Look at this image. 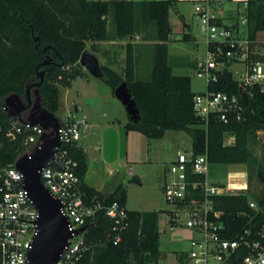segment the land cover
Returning <instances> with one entry per match:
<instances>
[{"label": "trees", "instance_id": "1", "mask_svg": "<svg viewBox=\"0 0 264 264\" xmlns=\"http://www.w3.org/2000/svg\"><path fill=\"white\" fill-rule=\"evenodd\" d=\"M246 3L248 33L256 37L264 32V0H247ZM171 5V0H0V120L3 123L0 162L13 166L22 152L21 140L7 136L10 116L2 110L5 98L16 93L27 101L28 86L35 98L33 84L39 80L38 72L43 70L44 81L39 87L41 103L56 115L60 108V87L69 88L78 77H88V73L76 65L87 43H94L91 52H96V43L111 37L108 32L111 14L116 38L144 34L154 25L157 41L153 71L148 80L136 77L132 43L126 45L123 73L101 65L103 79L113 91L125 81L140 109V120L137 123L130 120L126 130L138 131L152 139L162 138L169 130L185 131L192 137L195 155L207 154L210 164H247L249 180L256 176L264 184V166H257L250 147L257 133L264 130V94L258 85L248 86L247 98L241 101L244 110L240 119L234 113H230L228 122L217 115H211L207 121L198 116L194 109L197 93L192 90L191 77L175 75L169 63L168 43L173 32L169 20ZM47 57L51 62L43 65ZM208 89L239 95L241 83L225 69L218 82L210 83ZM228 135L233 137L231 143H227ZM72 155L78 162L76 173L87 203L106 206L118 201L126 207V185L119 184L111 193L95 189L85 181L88 170L85 150L75 144ZM131 181L141 184L139 177ZM194 195L202 197L198 192ZM211 199L214 208L223 212L228 237L264 222V210L253 219L256 211L249 206L252 198L244 191L211 196ZM255 200L264 208V192ZM127 211L129 226L115 244L114 220L104 208L97 210L85 230L91 249L79 264H159L162 261L165 256L160 249L161 211L128 208Z\"/></svg>", "mask_w": 264, "mask_h": 264}, {"label": "built area", "instance_id": "2", "mask_svg": "<svg viewBox=\"0 0 264 264\" xmlns=\"http://www.w3.org/2000/svg\"><path fill=\"white\" fill-rule=\"evenodd\" d=\"M245 5L246 8L247 3ZM222 8V2L215 6L211 0L194 4L205 44V53L198 61L196 74L207 85L205 91L195 95L194 109L206 121L211 115H217L220 120L228 122L230 113H234L238 119L242 116L244 108L240 93L230 95L223 91L209 90L208 85L218 82L225 69L237 64L242 66L244 73V79L239 81L241 89L248 94V86L258 85L264 94V39L260 34L251 37L248 29L244 34L240 32V24L247 25L248 22L246 11L232 17L234 23L228 24L220 14ZM2 110L9 114L5 101ZM9 116L7 136L13 140H21L22 152L19 157L33 153L46 130L38 124H27L30 122L26 116L23 118L27 123L17 116ZM60 120V148L53 161L43 167L42 181L65 203L62 209L68 216L72 229L85 226L94 219L98 209L104 208L106 214L114 220V243L118 244L122 233L129 226L127 207L118 201L106 206L87 203L76 173L78 162L72 155V147L90 129L89 120L76 110ZM2 131L3 123L0 120V133ZM15 164L9 166L0 162L2 264H27L25 256L29 252L28 246L36 230L34 221L38 216L34 202L24 192L22 176ZM209 165L207 154L195 155L190 149L179 151L165 169L162 189L171 206L168 214L169 228L187 227L193 233L190 248L176 251L175 260L170 264H264V222L238 230L234 237L227 236L229 229L222 219L223 212L214 208L211 196L242 191L226 184L221 186L223 183L220 182H217V186L210 183L207 179ZM196 192L202 197H195ZM249 206L256 211L253 219L264 210L255 199L250 200ZM85 230L72 234L69 239L71 244L58 264L80 263L84 254L91 249ZM159 264H163L162 261Z\"/></svg>", "mask_w": 264, "mask_h": 264}, {"label": "rangeland", "instance_id": "3", "mask_svg": "<svg viewBox=\"0 0 264 264\" xmlns=\"http://www.w3.org/2000/svg\"><path fill=\"white\" fill-rule=\"evenodd\" d=\"M238 3L244 11V0H240ZM237 4L227 0V6L223 11L234 8ZM189 13H186V18L191 24V33L195 38L194 40H183L180 43L175 41L176 38L182 35L180 31H183V23L180 18L177 19L173 15L172 24L174 32L170 36L172 43L170 44L169 63L175 75L191 76L194 92H203L207 88L205 80L197 76L196 69L193 65L182 64L185 56L190 60L193 58L200 59L205 53L204 37L198 25L199 20L196 17H191ZM232 14L235 17L238 16L236 11ZM224 21L228 24H233L235 20L225 19ZM153 30H155L154 25L148 29L146 34L149 35V32ZM246 30L247 25L240 24V32L244 34ZM108 32L111 36L109 40L117 39L115 37L116 27L111 14L108 16ZM260 37L264 39V33H261ZM93 44L92 42L87 43V49L89 51H91ZM96 45L99 46L97 43ZM125 48V45L119 43L108 44L102 47L101 54L105 56L106 60L109 59L113 65L121 69ZM135 51L138 55L136 56V66L138 65L140 67L142 64L144 67H149L151 55L153 56L155 54V45L137 48ZM154 58L155 56L152 59L154 60ZM228 69L233 73L236 80L242 81L244 79L242 66L232 64ZM84 70L88 73V77H78L72 82L69 88L60 87V108L56 115L64 119L69 112H75L77 106H82L84 113L98 117L102 123H106L107 120L115 119L116 117L125 121V116L128 113L123 103L116 98L112 87L104 79L96 78L86 69ZM136 74L138 79H144L140 68L138 72L136 71ZM103 112L106 113L105 117L102 115ZM77 113L81 115L82 112ZM113 133H119L121 135L122 149L125 151L127 148L125 126L112 127L108 131V134ZM139 136L143 141L141 139L135 141V149L137 148L136 155L145 157L147 162L134 166V171L142 179L143 186H139V184L132 181H129L131 183L129 186L128 183L125 184L129 192V199L127 201L128 208L130 210L140 211H161L159 222L161 231L160 249L165 256L162 259V263L170 264L175 260L176 251L190 248V240L193 237V233L187 227H180L178 229L169 228L168 211L171 209V206L167 203L162 189L164 172L179 151L190 150L192 148V137L185 131L175 130H169L166 136L161 139H152L141 133H139ZM232 141L233 137L228 135L227 143H231ZM250 147L257 166H264V130L257 133V137L251 141ZM121 175L124 179L130 177L127 169L126 171L122 170ZM207 179L210 183L220 182L238 191H244L252 199H256L257 196L264 192V184L256 176L251 181L249 180V167L247 164L211 163L207 172ZM249 184L250 189L248 190Z\"/></svg>", "mask_w": 264, "mask_h": 264}, {"label": "water", "instance_id": "4", "mask_svg": "<svg viewBox=\"0 0 264 264\" xmlns=\"http://www.w3.org/2000/svg\"><path fill=\"white\" fill-rule=\"evenodd\" d=\"M50 62V58L47 57L42 64L48 65ZM76 65L86 69L96 78L105 77L98 57L88 49L83 51ZM44 75L43 70L39 71L37 74L39 80L33 84L35 98L31 96L30 86L27 88V101L16 93L5 98L11 116H17L23 122H25L23 117L26 116L30 123H25L38 124L46 130L37 142L35 151L23 154L15 164L22 176L24 192L34 202L38 213L34 221L36 230L28 246L29 252L25 256L27 264H58L60 257L71 244L69 239L72 234H79L87 228L86 224L79 229H72L71 222L62 209L65 203L44 185L41 178L43 167L53 161L60 148L62 128L60 118L42 106L39 87L43 84ZM114 93L125 106L130 120L137 123L141 118L140 109L127 83L122 82L115 88ZM240 95L243 100L247 98V93L242 89ZM213 185L219 184L214 182Z\"/></svg>", "mask_w": 264, "mask_h": 264}, {"label": "crops", "instance_id": "5", "mask_svg": "<svg viewBox=\"0 0 264 264\" xmlns=\"http://www.w3.org/2000/svg\"><path fill=\"white\" fill-rule=\"evenodd\" d=\"M133 1H146V0H133ZM171 1H172V5L170 8L169 20H170L173 32H174L173 24H172L173 15L177 19L180 18L183 23V27H182L183 31H180L182 35H180L179 38H176L175 41H177V43L178 42L180 43L183 40L184 41L194 40L195 37L191 33V24L186 18V13L190 12L189 15L191 17H196L195 12H194V4L198 1H203V0H171ZM211 1L215 6L219 2L223 3V8L220 11V14L224 20L233 19L234 15L232 13L233 12L235 13V11L237 13L243 12L241 5L239 3L237 4V2L240 0H228L229 2L237 4V6L234 8L228 9L227 11H223L225 10L227 6V0H211ZM246 1L247 0H244V8L246 6L245 5ZM179 27H180V24H179ZM261 33H264V32H261ZM154 38H155V30L150 32V36H147L146 33L144 34L139 33L132 37H129L128 39H125V38L118 39L117 38L115 40L112 39V40L99 41L97 42V44H99V46H97V51L93 53L98 57L102 65L108 66L116 70L119 73H123V70L125 68V60H126V48H125V52L123 53V57H122L123 59L122 68L120 69L119 67H116L115 65H113V63H111L109 59L106 60L105 56L101 54L102 47L108 44L112 45V44L119 43L121 45L126 46L128 43H132L134 50H136L137 48L148 47V46L151 47L152 45H155L157 41ZM171 43H172V40L169 41L168 43L169 55H170V44ZM204 49H205V44H204ZM135 56H138L137 53H135ZM154 56L155 54L153 56L151 55V59L149 61L150 62L149 67H144L142 66V64L140 65V67L138 65L136 66V71L138 72L140 68L141 73H143V76H144L143 80H148V78H150L152 75L153 66H154V60L152 58ZM198 61H199V58L198 59L193 58L192 60H190L188 57L185 56L183 58L182 64L193 65L195 69H197ZM136 77H137V74H136ZM191 82H192V78H191ZM195 93H199V92H195ZM75 110L77 112H82L81 115L86 116L90 123V130L87 133H85L80 138V140L77 142V145L79 147H82L85 150L87 157H88V170L85 176L86 183L94 187L95 189L105 192V193L113 192L119 184L125 185L126 183H128V186H129L131 184L129 183V181H131L134 177H139L138 173H135L134 171V166H137L140 163L147 162L145 157L143 158V157H139L136 155L137 148L135 149V141L136 140L139 141L141 139L139 136L140 132L135 131V130H130V131L126 130V124L129 122V119H130L129 115L127 114V116H125V121H123V119L119 117H116L115 119L107 120L106 123H102L99 121L98 117H93L91 115H88V113H84L83 111L84 109L82 106H77ZM102 115L105 117L106 113L103 112ZM115 126H125L126 141H127V148L125 149V151H123L122 149L121 135L119 133L118 134L116 133L108 134V131L111 130L112 127H115ZM166 133L162 138L166 136ZM174 159L175 158H173L172 160ZM126 169L130 177L124 179V177H122L121 175V171L122 170L126 171ZM140 180H141V184H139V186H143V181L141 178ZM127 197L129 199L128 191H127ZM126 207L128 208V202L126 204ZM159 222H160V215H159ZM159 228H160V224H159Z\"/></svg>", "mask_w": 264, "mask_h": 264}]
</instances>
